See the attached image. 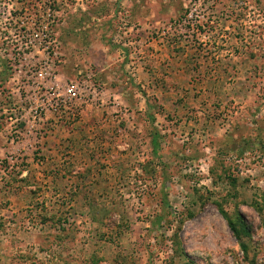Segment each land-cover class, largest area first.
<instances>
[{
	"label": "rangeland",
	"instance_id": "rangeland-1",
	"mask_svg": "<svg viewBox=\"0 0 264 264\" xmlns=\"http://www.w3.org/2000/svg\"><path fill=\"white\" fill-rule=\"evenodd\" d=\"M0 264H264V0H0Z\"/></svg>",
	"mask_w": 264,
	"mask_h": 264
},
{
	"label": "trees",
	"instance_id": "trees-1",
	"mask_svg": "<svg viewBox=\"0 0 264 264\" xmlns=\"http://www.w3.org/2000/svg\"><path fill=\"white\" fill-rule=\"evenodd\" d=\"M153 142H156L155 140ZM222 215L226 218L227 222H228V225L231 229V231L233 232V234L235 235V237L240 240L241 239V231L237 228V224H235L233 221H231L228 216L223 213L222 211ZM243 250H246V247L243 245L241 247Z\"/></svg>",
	"mask_w": 264,
	"mask_h": 264
},
{
	"label": "built area",
	"instance_id": "built-area-1",
	"mask_svg": "<svg viewBox=\"0 0 264 264\" xmlns=\"http://www.w3.org/2000/svg\"><path fill=\"white\" fill-rule=\"evenodd\" d=\"M75 89H76V87L75 86H71L70 88H69V93L71 94H73L74 92H75ZM73 97H75V94L73 95Z\"/></svg>",
	"mask_w": 264,
	"mask_h": 264
},
{
	"label": "crops",
	"instance_id": "crops-1",
	"mask_svg": "<svg viewBox=\"0 0 264 264\" xmlns=\"http://www.w3.org/2000/svg\"><path fill=\"white\" fill-rule=\"evenodd\" d=\"M54 136H56V135H54Z\"/></svg>",
	"mask_w": 264,
	"mask_h": 264
}]
</instances>
